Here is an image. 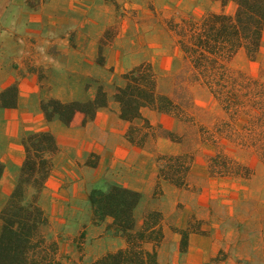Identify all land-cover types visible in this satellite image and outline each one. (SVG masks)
<instances>
[{
    "label": "rangeland",
    "instance_id": "374dc122",
    "mask_svg": "<svg viewBox=\"0 0 264 264\" xmlns=\"http://www.w3.org/2000/svg\"><path fill=\"white\" fill-rule=\"evenodd\" d=\"M17 1L19 15L15 27L21 31L25 27V9L36 8L42 0ZM105 5L110 10L101 15L81 16V25L84 26L78 33L65 35L68 42L39 45L33 42L32 47H25L21 41V46L9 51L14 55L16 68L20 70H23L25 63L29 68V57L32 56L29 69L38 75L44 90L50 88L44 80L45 73L56 69L64 71L71 78V90L78 98H82L85 92L93 97L101 86L109 99L107 109L111 116L114 109H118L112 95L115 87L123 85L122 75L143 62L153 66L160 94L169 96L177 103L190 100L188 116L183 119L172 114L143 110V116L154 128V136L138 151H120L123 162L113 168L107 167L106 175L95 183L105 188L110 185H135V178L142 180L139 185L137 183L144 192V198L141 200L140 194V201L134 210L135 229L140 227L146 213L160 212L168 239L167 244L159 249L162 264H183L184 256L180 252L182 237L179 234L182 229L178 227L181 224L186 222V227L189 225L193 234H213L212 226L228 210L235 211L239 216H264V188L259 191L261 185L264 187V162L253 151L242 150L228 143L217 147L204 139L222 113L206 89L191 83L189 65L176 44L175 34L170 30L172 24L181 18L188 15L199 18L207 12H220L221 5L210 0H185L179 5L170 0H105ZM234 8V4L229 3L225 12L231 14ZM89 20L96 22V25L89 26ZM94 28L95 31H92ZM22 33L16 32L15 37L22 36ZM39 37L41 40L46 39L45 35ZM232 67L264 80V31L257 58L250 61L240 52L233 60ZM61 82L57 80V85L65 89ZM102 122L108 127L102 135V129L94 128L89 134L91 143L87 142L88 134L83 121L81 125H73L69 133L58 129L52 132L55 137L59 134L63 144L54 158L62 152L73 154L75 166L80 168L81 182L94 178L90 173H94L100 158L95 149L100 151L110 147L114 141L111 135L121 130L117 118L106 117ZM138 124V121L134 123ZM219 150L249 167L252 176L248 179L211 176L208 172L209 160ZM164 155H186L192 158L187 188L177 189L163 182L160 184L161 191L156 189L159 159ZM217 160L222 162L221 158ZM141 167L144 170L142 176L140 172H135ZM75 179L78 182L76 176ZM66 186H70V183ZM81 196H84L82 190L78 193L75 205L66 208L57 206L50 197L41 193L39 204L49 220L43 230L46 238L56 242L60 253L74 263L89 264L98 254L117 247L118 243L112 231L100 235L94 228L96 225L107 228L109 224H93L88 216L89 204L84 203ZM175 236L180 237L176 249L173 241ZM217 259L214 258L212 263L215 264ZM64 264L72 263L64 260Z\"/></svg>",
    "mask_w": 264,
    "mask_h": 264
},
{
    "label": "trees",
    "instance_id": "16d2710c",
    "mask_svg": "<svg viewBox=\"0 0 264 264\" xmlns=\"http://www.w3.org/2000/svg\"><path fill=\"white\" fill-rule=\"evenodd\" d=\"M219 2L220 12H207L201 17L181 18L170 30L189 65L190 81L212 96L222 115L204 139L219 147L228 143L242 150L253 151L264 162V80L235 70L232 62L243 52L254 61L260 50L264 31V0H210ZM233 3L231 14L225 7ZM123 85L115 87L113 101L118 105V117L128 124L125 139L142 148L154 136V128L143 116L148 109L188 116L190 100L177 103L160 94L157 76L149 62H143L122 75ZM17 87L0 94V107L16 106ZM108 107V97L99 86L92 99L63 102L53 97L40 101V111L46 122L59 120L69 126L76 114L85 116L84 124L92 121L99 109ZM138 121L140 124L134 125ZM24 152L16 185L0 210V264H64L74 263L60 253L58 244L49 241L43 230L48 217L39 204V196L52 171V159L58 152L55 135L49 130L29 132L21 139ZM186 155H164L159 159L156 189L165 182L177 189L187 188L192 158ZM221 158L219 163L217 159ZM187 159V161H186ZM3 165L0 163V177ZM208 172L217 177L252 176L249 167L233 160L222 150L210 158ZM30 191L32 193L30 194ZM160 193H156L159 195ZM87 201L93 224L111 219L107 231L124 240V246L108 252L89 264H158V249L164 240V219L160 212L149 211L135 229L134 210L140 193L117 185L96 184ZM190 226L179 231L180 252L187 248Z\"/></svg>",
    "mask_w": 264,
    "mask_h": 264
},
{
    "label": "crops",
    "instance_id": "0c3cea01",
    "mask_svg": "<svg viewBox=\"0 0 264 264\" xmlns=\"http://www.w3.org/2000/svg\"><path fill=\"white\" fill-rule=\"evenodd\" d=\"M170 1L179 5L185 0ZM17 5V0H0V21L2 22L0 25V94L13 85L17 87L16 106L14 108L0 107V163L3 165V172L0 177V210L16 185L24 160L21 145L22 137L29 132L43 130L53 132L54 129L69 133L73 125H81L82 121L85 120V116L78 113L69 126H64L57 119L46 122L40 111V101L46 97H53L63 102H85L93 98L89 92L83 93L82 98L76 97L71 90L73 85L71 78L59 69L45 73L44 80L50 88L44 90L41 88L42 83L38 75L29 69L32 66V56L29 57V68L25 63L23 70H20V68H16L14 55L12 52L10 53L9 49L21 46V41L24 42L25 47H32L33 42L36 45L46 42L53 44L68 42L64 36L69 33H78L84 26L81 25V16L96 17L110 10L105 5V0H42L36 8L25 9V27L21 30L23 35L15 37L16 32H21L18 31V27H15V20L19 15ZM89 21V26L96 25V22ZM84 22L87 23L88 21L85 19ZM92 31H95V28ZM40 35H45L46 39L41 40ZM59 79L66 90L57 85ZM107 108L99 109L95 118L84 124V129L88 134L86 137L88 143L91 141L89 134L94 128L102 129L100 130L102 135L103 130L108 127L102 122L103 118H117L118 126L121 129L120 132H116V135H111L114 141L110 147L100 151L95 149L100 158L96 168H94V173H90L94 176L93 179H86L83 182L79 180L80 168L78 165L75 166L74 155L70 152L67 154L62 152L57 157H53L52 171L41 193L46 194L47 198L50 197V200L56 202L57 206L73 207L81 190L84 191V196H81L82 201L88 202L89 191L104 174L106 175L107 167L113 168L121 164L123 151H138L139 148L131 145L125 139L124 135L128 124L119 119L118 109H114L111 116ZM56 140L58 149L59 147L63 148L59 134ZM135 172H140L138 174L142 176L144 170L141 167L138 171L135 169ZM75 176L78 182H76ZM141 181L139 178H135V185L123 184L119 186L139 192L142 200L144 192L140 186H137V183L139 185ZM67 183H70V186H66ZM259 188L261 191V188L264 187L261 185ZM88 216L91 219V211ZM105 222L109 224L111 219L108 218L103 223ZM186 224L185 222L178 227L184 229ZM212 227L214 228L213 234L212 232L202 235L191 233L188 236L187 248L182 252L183 264H214L212 260L216 257L218 259L215 264H264V216H239L235 211L228 210L225 212V216L219 218ZM94 228L100 232V235L107 232L104 226L96 225ZM202 230L207 229L202 228ZM113 238L118 246L105 250L93 260L124 246L122 238L118 236ZM167 240V234L164 231V240L160 248L167 244ZM179 240L180 237L175 236L173 238L175 249ZM159 249L158 264H162V255Z\"/></svg>",
    "mask_w": 264,
    "mask_h": 264
}]
</instances>
